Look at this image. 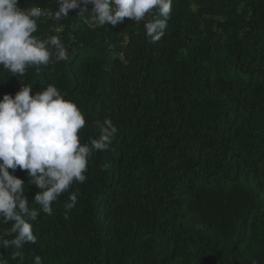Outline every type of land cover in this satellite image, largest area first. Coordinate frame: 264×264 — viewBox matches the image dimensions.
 Listing matches in <instances>:
<instances>
[{"label":"trees","instance_id":"16d2710c","mask_svg":"<svg viewBox=\"0 0 264 264\" xmlns=\"http://www.w3.org/2000/svg\"><path fill=\"white\" fill-rule=\"evenodd\" d=\"M19 6L45 11L34 35L59 36L68 59L23 76L0 66V100L54 84L85 117L82 144L106 118L118 129L85 182L30 221L37 240L23 245V264H264V0H173L155 43L151 16L100 27L78 16L92 4L59 21L58 0ZM14 175L39 209L27 170ZM14 250L0 245L21 264Z\"/></svg>","mask_w":264,"mask_h":264},{"label":"clouds","instance_id":"9594fccd","mask_svg":"<svg viewBox=\"0 0 264 264\" xmlns=\"http://www.w3.org/2000/svg\"><path fill=\"white\" fill-rule=\"evenodd\" d=\"M19 4L20 0H0V66L14 76H23L28 66L47 67L53 57L56 61L68 59L59 36L42 39L34 35L38 31L37 21L45 11L40 7L21 8ZM81 4L94 7L91 12L83 8L78 16L87 11L88 21L100 27H115L125 18L140 22L146 15L151 16L144 27L155 43L165 34L173 0H58L55 20L68 17L70 10L80 8ZM33 92L31 86L22 84L14 97L6 94L0 100V223L12 222L10 229L0 232V245L4 249L15 246L11 259L19 258L21 264L23 245L35 244L37 240L30 221L37 220L40 211L52 215L53 202L74 182H85L92 153L106 150L118 131L112 120L106 118L99 123V137H89L82 144L78 133L86 120L77 104L66 100L54 84L34 95ZM18 168L27 170L29 184L40 190L34 198L39 209L29 207L25 182L14 175ZM78 196V192L69 194L65 219L76 207ZM13 234L14 238H5ZM32 260L33 264H43L39 255ZM0 264H8L2 254Z\"/></svg>","mask_w":264,"mask_h":264}]
</instances>
